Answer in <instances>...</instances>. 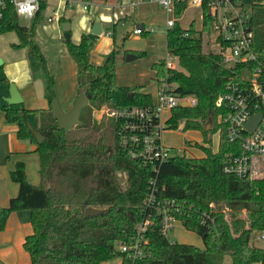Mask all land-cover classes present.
Listing matches in <instances>:
<instances>
[{
  "label": "trees",
  "instance_id": "trees-1",
  "mask_svg": "<svg viewBox=\"0 0 264 264\" xmlns=\"http://www.w3.org/2000/svg\"><path fill=\"white\" fill-rule=\"evenodd\" d=\"M186 4V0L177 3V17ZM44 6L45 0H41L31 22L22 24L14 4L6 0L0 16V33L9 30L17 33L19 40L11 46L28 48L30 68L43 77L51 102L55 96L53 77L35 40V27L43 18ZM250 9L255 54L250 67L258 68L264 75V0H250ZM207 18L204 7L203 25L208 29ZM194 25L191 20L184 27L176 19L165 31L168 54L177 57L181 69L172 71L166 68L163 59H159L152 63L151 70L152 77L166 76L174 82L179 93L197 97L195 107L173 109L171 124L177 127L183 121L182 129L199 128L205 138L208 132L203 129L204 123L215 121L213 133L219 128L216 119L220 109L215 106L218 94L227 81L240 78L241 68L225 65L218 51L202 40L201 30ZM186 29L190 33L183 35ZM97 38L98 35L89 30L82 31L78 42L64 39L77 66V91H83L88 100L74 127L90 128L96 133L102 129L111 130L112 134L110 138L104 135L72 138L70 129L58 126L50 107L29 110L23 103L3 104L5 120L16 124L17 137L35 146L40 181L36 185L28 182L25 163L16 162L10 179L17 184L18 190L7 205H0V232L11 212H30L32 232L23 241L30 257L29 264H98L114 257H121L122 264H223L227 254L232 264H264V244L250 243L252 232L264 229V176L237 178L222 170L224 161L239 153V143L229 142L221 131L216 152L203 146L202 156L174 155L154 172L130 158L120 146L117 122L113 118L106 126L91 120L94 108L152 102L149 92L117 84L114 48L104 55L101 63L90 61ZM0 82L9 84L2 72ZM29 113L34 122L28 118ZM27 120L44 136L41 143L31 135ZM205 141L210 142L211 138ZM118 172L125 174V188L117 181ZM151 176L155 178V197L174 200L172 211L177 221L186 230L198 234L203 247L169 242L160 233L159 214L145 203L151 189ZM87 207L101 211L85 216ZM242 210L246 212L243 219L236 216ZM148 218V224L143 226ZM138 237L143 240V256L133 259L128 252L118 249L119 244L132 245Z\"/></svg>",
  "mask_w": 264,
  "mask_h": 264
},
{
  "label": "built area",
  "instance_id": "built-area-1",
  "mask_svg": "<svg viewBox=\"0 0 264 264\" xmlns=\"http://www.w3.org/2000/svg\"><path fill=\"white\" fill-rule=\"evenodd\" d=\"M6 0H0V16ZM18 16L31 18L39 7L41 0H10ZM86 9L91 0H81ZM143 0H131V5ZM161 5L168 13L166 25L171 26L178 18L175 14L176 5L181 0H150ZM188 5L200 9V24H203L204 7L208 12L209 41L227 66H240V78L227 81L224 89L218 94L215 106L220 109L217 116L218 134L224 132L229 142L239 143V153L230 155L223 163L224 173L237 178L252 176L256 160L264 158V75L259 69H252L250 65L255 60L253 51V30L250 25V5L242 0H186ZM50 17H48V20ZM194 20V19H193ZM201 30V29H200ZM148 31L144 27L135 25V34ZM199 32V31H197ZM184 30L183 35H188ZM109 34V31L106 32ZM202 36V33H201ZM202 40H204L202 36ZM166 68L174 66L177 57L168 54ZM171 55V56H170ZM157 79V78H156ZM155 98L151 104L120 106L110 110V117L117 122L119 144L130 158L140 161L144 166L156 172L158 166L169 157L179 154L180 150L167 146L162 140L164 130H175L171 124L172 111L178 107H195L197 97L181 94L176 90V84L166 76L154 80ZM261 112V118L255 128L250 131L246 123L252 115ZM183 124V121L182 123ZM193 146V145H191ZM210 147V146H207ZM216 152V150H212ZM186 153V152H185ZM193 154V153H191ZM150 192L145 199L146 205L159 214L160 233L169 241V231L177 221L173 214L174 200L156 198L155 178H149ZM149 218L144 220L143 226L148 224ZM143 230V227L140 228ZM264 244V229L255 231L252 236ZM143 240L138 237L132 245L119 244L118 249L128 252L131 258L143 256Z\"/></svg>",
  "mask_w": 264,
  "mask_h": 264
},
{
  "label": "crops",
  "instance_id": "crops-1",
  "mask_svg": "<svg viewBox=\"0 0 264 264\" xmlns=\"http://www.w3.org/2000/svg\"><path fill=\"white\" fill-rule=\"evenodd\" d=\"M105 1L107 4L108 0ZM130 1L112 0V2H108V5H111L108 6L111 10L110 14L102 6L104 5L102 0H91L90 5L86 9L82 7L81 0H45L43 18L35 27V40L46 59L48 71L52 73L53 66L58 71L64 70L69 63H72L70 55L66 54L68 53L66 46L63 48L60 45L59 40H64V38L61 28L62 21L59 18L64 17L70 21L71 38H73L74 42H78L82 31H89L95 16L98 15L101 32L93 50L94 53H108L110 48L114 47L116 40L114 41V38L110 36V31L109 34H106L107 31L102 32L103 21L112 24L118 22L126 24L132 19L135 24H130L127 27L128 31L132 33L133 26L143 25L142 18L146 15L147 2L154 3V1L143 0L131 5ZM242 1L245 3L244 0ZM248 5H250V0ZM115 7L118 9L115 10ZM48 17H50L49 20ZM18 40V35L14 30L0 33V58L2 60L0 72L6 76L9 83L13 82L17 86L25 108L29 110H48L50 98L46 85L43 77L40 74H34L30 68L28 48L26 46H11L12 42H18ZM90 61L94 64L101 63L100 57L96 55L94 58L90 57ZM75 67V80L73 79L68 87H60V94L59 92L55 94L64 111H68L71 108L78 93L76 63ZM55 80L58 84L57 76H55ZM0 85V205H7L9 199L15 196L18 190L17 184L10 179V171L14 168L16 162L23 161L25 163L26 177L29 165L32 169L36 168L37 181L29 180V182L38 184L40 181L38 173L39 157L34 152L35 146L32 143L17 137L16 124L6 122L2 106L6 103L4 98L9 95V84L0 82ZM28 117L31 122H34L31 113L28 114ZM31 232L30 212L28 210L11 212L4 230L0 232V262L5 264H29L30 257L23 247V241L25 236ZM98 264H122V258L114 257Z\"/></svg>",
  "mask_w": 264,
  "mask_h": 264
},
{
  "label": "rangeland",
  "instance_id": "rangeland-1",
  "mask_svg": "<svg viewBox=\"0 0 264 264\" xmlns=\"http://www.w3.org/2000/svg\"><path fill=\"white\" fill-rule=\"evenodd\" d=\"M245 3L248 5L249 0H244ZM104 5H102L106 12L111 14V10L108 6V2H112V0H108L107 4L105 0H102ZM147 10L146 15L143 16L142 22L144 28L148 30V32H143L139 34L131 33L128 31V25L135 24V22L130 19L129 22L123 24L118 22L116 24L106 23L103 21L102 24V32L110 31V36L114 38L116 41L114 42V49L116 50V64H115V75H116V82L118 85L122 86H129V87H136L138 90L142 92H149L152 98H155V91H154V80L156 77H152L153 71L151 70V65L153 62L163 59L164 63L168 59V51L166 48V39H165V31L167 28L166 25V18L168 13L165 9L157 4L156 2L151 3L147 2ZM108 7V8H106ZM118 8L115 7V10ZM199 12L200 9L197 6L188 5L183 9L181 14L178 16L177 20H179L180 24L184 27H187L191 20L194 19V27L196 29H201L202 36L204 38L205 43L208 45L210 44L209 41V28L207 29L205 25L200 24L199 19ZM193 18V19H192ZM137 20V19H134ZM19 22L22 24L30 23L31 19L26 18L24 16H19ZM99 36V35H98ZM72 41L73 38H71ZM100 40V39H99ZM60 45L64 48L66 45L65 40H59ZM120 41V44L118 42ZM112 48H110L111 50ZM109 50V51H110ZM68 51V49H67ZM108 51V53H109ZM136 54L140 53L141 55L137 58L127 61L126 55L127 53ZM69 55V53H66ZM107 53H94V50L91 51L90 57L94 58L96 55L100 57L101 61ZM66 55V56H68ZM171 56V55H170ZM72 63H69L68 66L64 70H57L55 66L52 68V73H50L53 77V89L54 93L57 94L59 92L60 87H68V85L75 80V73L76 67L75 63L70 57ZM165 65V64H164ZM172 71L181 69L180 65L175 61L174 66L171 68ZM1 74V72H0ZM172 74V73H171ZM55 76H57L58 84L56 83ZM1 86V85H0ZM58 86V88H57ZM60 94V92H59ZM113 108H107L102 106L99 109L94 108L91 112V120L96 124H103L105 126L109 124L111 118L109 113L110 110ZM33 116V115H32ZM29 118V117H28ZM34 118V117H33ZM217 122V119H216ZM203 129L207 131V135L204 138L202 135V130L197 128H189V129H182V124H178L175 127V130H164L162 133V140L163 142L169 146L173 147L175 150H180L179 154H184L186 152L187 155L193 153L197 156L204 155L203 146H210L212 150L217 149V142H219V134L216 131L214 132L215 121H207L204 123ZM207 124L209 127L206 128ZM70 129V136L72 138L83 139L86 135H94L96 138L98 136H111V130L109 132H105V130H99L97 133L93 132L90 128H78L72 127ZM211 138L210 142H206L205 140ZM108 141L110 139L107 138ZM193 145V146H191ZM255 168L253 169L252 176L253 178H260L264 176V158L261 160L255 161ZM28 174L27 180L37 181V170L36 168L28 166ZM36 177V178H35ZM117 181L122 188L126 186V177L123 172L117 173ZM31 183V182H30ZM36 185V184H34ZM236 216L239 218H245L246 212L244 210L236 213ZM255 232V231H254ZM252 232V234L254 233ZM169 236L171 240L178 242V243H188L195 245L197 247H203V242L201 237L193 231L186 230L183 225L179 221H175L173 224L172 229L169 231ZM250 243L255 246H263V243L255 238V235L252 236ZM223 264H232L231 258L229 254L224 257Z\"/></svg>",
  "mask_w": 264,
  "mask_h": 264
},
{
  "label": "water",
  "instance_id": "water-1",
  "mask_svg": "<svg viewBox=\"0 0 264 264\" xmlns=\"http://www.w3.org/2000/svg\"><path fill=\"white\" fill-rule=\"evenodd\" d=\"M141 26V24H139ZM61 28L63 31V38L68 41L71 39L70 35V21L69 20H64L61 22ZM91 32L99 35L101 32V24H100V18L98 15L95 16L92 24H91ZM120 44V41L118 42ZM137 58L136 54L127 53L126 55V60L131 61L133 59ZM2 65V60L0 58V66ZM5 102L8 104H19L23 102V98L17 88V86L13 83H9V95L4 98ZM88 100L86 95L84 94L83 91H78L77 96L71 106V108L68 111H64L62 107L59 104V101L56 96H54L51 99L50 102V108L53 114V117L58 123V126L60 128L64 129H69L75 126L78 123V116L80 114L81 109L87 104ZM262 113L258 112L255 115H252L250 119L246 123V128L250 131H252L257 123L259 122L261 118ZM26 126L28 130L30 131L31 135L35 138L37 143H41L44 140V136L32 125V123L27 120L26 121ZM209 127V124H207L206 128ZM100 209L98 208H92V207H87L85 209L84 215L85 216H91V215H96L100 213Z\"/></svg>",
  "mask_w": 264,
  "mask_h": 264
}]
</instances>
